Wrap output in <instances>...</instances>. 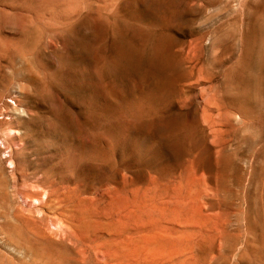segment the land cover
I'll list each match as a JSON object with an SVG mask.
<instances>
[{
    "label": "rangeland",
    "instance_id": "374dc122",
    "mask_svg": "<svg viewBox=\"0 0 264 264\" xmlns=\"http://www.w3.org/2000/svg\"><path fill=\"white\" fill-rule=\"evenodd\" d=\"M45 1L0 0V264H264V162L221 165L207 119L264 0Z\"/></svg>",
    "mask_w": 264,
    "mask_h": 264
},
{
    "label": "bare ground",
    "instance_id": "6f19581e",
    "mask_svg": "<svg viewBox=\"0 0 264 264\" xmlns=\"http://www.w3.org/2000/svg\"><path fill=\"white\" fill-rule=\"evenodd\" d=\"M40 1V0H39ZM43 1V0H42ZM45 1V0H44ZM73 1V0H72ZM76 1V0H75ZM74 1V2H75ZM84 1V0H83ZM234 1V0H233ZM236 1V0H235ZM251 1V0H250ZM37 2V1H36ZM46 2V1H45ZM231 2V1H230ZM26 3V2H25ZM30 3V2H29ZM41 3V2H40ZM81 3V2H80ZM83 3V2H82ZM81 3V4H82ZM234 3V2H233ZM58 5H60L61 7H66V0H58V2L56 3ZM69 4V3H68ZM78 4V3H77ZM43 5V4H42ZM229 5V4H228ZM260 5V4H259ZM32 6V4H31ZM45 6V5H44ZM70 6V5H69ZM246 13L247 14H251L250 10L251 7L250 5H246ZM42 7V6H41ZM52 7V5L50 6V8ZM227 7V5H226ZM233 7V6H232ZM257 7V6H256ZM24 8V7H23ZM36 8V7H35ZM77 8V7H76ZM230 8V7H229ZM67 9V8H65ZM70 9V8H69ZM78 9V8H77ZM225 9V8H223ZM48 10V9H47ZM51 10V9H50ZM57 10V9H56ZM62 10V9H61ZM231 10V8H230ZM264 10V8H263ZM261 10V11H263ZM65 11V10H64ZM229 11V9H228ZM227 11V12H228ZM56 12V11H55ZM60 12V11H59ZM67 12V11H65ZM57 13V12H56ZM69 13V12H67ZM226 13V12H225ZM35 14V13H34ZM51 14V13H50ZM64 14V13H63ZM230 14V13H228ZM49 15V13H48ZM66 15V14H65ZM69 15V14H68ZM25 16V14H24ZM31 16V15H30ZM33 16V15H32ZM36 16V15H35ZM56 16V15H55ZM61 16V15H60ZM63 16V15H62ZM255 28L251 29V35L249 36L248 39H246V49L245 52H243V54H241L240 56H238L237 58H235L233 60V62L231 63V68H233V71L236 70V72H231L233 75H228L231 74L230 72L227 74V72H225L226 70H223V68H225L228 64L227 61V55H230L231 52V45L227 42V41H222L219 45L218 48L220 49V51L222 52V55L216 57V59L213 61L214 62V66L212 65L211 68L217 69L219 68L220 73L219 77H221V79H218L217 83L213 86L210 87V91L213 92V98L209 101L210 106H212V108L210 109L211 115H208L207 119L209 120L208 122H212L213 126H215L214 124V118L212 115L214 113H216L217 117H218V128L215 130L213 127L212 129H214V136L216 137V143L219 145V162L221 163V165H229L228 167L229 170H231V172L233 171L234 173H242L241 168L239 167V163L241 161L244 160V158L247 156L244 152L245 148L247 149V152H249L250 156H255V160L257 161V165H260L264 162V123H254V122H250L247 123L245 118H247L246 116L253 112V111H259L262 108V105L256 101V96L257 94V88L255 87V84L258 80V77L256 76L257 72H259L260 70L264 69V15L263 13H256L255 15ZM41 17V16H40ZM52 17V16H50ZM57 17V16H56ZM68 17V16H67ZM229 17V15H228ZM37 18V17H36ZM234 18V17H232ZM40 19V18H39ZM55 19V18H54ZM58 19V18H57ZM56 19V20H57ZM60 19V18H59ZM237 19V18H236ZM26 20V19H25ZM38 20V19H37ZM52 20V19H50ZM62 20V19H61ZM67 20V18H66ZM43 21V20H42ZM237 21V20H236ZM239 21V20H238ZM38 22V21H37ZM57 22V21H55ZM61 22V21H60ZM58 21V23H60ZM227 22V21H226ZM44 23V22H43ZM63 23V22H62ZM238 23V22H237ZM236 23V24H237ZM69 24V23H67ZM232 24V23H231ZM235 24V22H234ZM249 25V23H248ZM50 26V25H49ZM67 25H65L66 27ZM225 26V25H224ZM229 25H227L226 30L230 27H228ZM82 28V27H81ZM222 28V27H221ZM225 28V27H224ZM223 28V29H224ZM221 29V30H223ZM225 30V29H224ZM225 30V31H226ZM231 30V29H230ZM247 30V29H246ZM213 31V30H212ZM211 31V32H212ZM219 31V30H217ZM216 31V32H217ZM243 31V30H242ZM223 31H220L218 34H222ZM213 33V32H212ZM215 33V32H214ZM224 33V32H223ZM213 35V34H212ZM225 35V34H223ZM76 36V35H75ZM80 36V35H79ZM201 39L202 35H200ZM211 36V35H210ZM209 36V37H210ZM204 37V36H203ZM208 37V38H209ZM215 38V35L213 36ZM212 37V39H213ZM219 37V36H218ZM217 37V38H218ZM229 39V38H228ZM242 39V38H241ZM214 40V39H213ZM212 40V41H213ZM218 40V39H217ZM209 41V40H208ZM221 41V40H220ZM217 42V41H216ZM243 44V42H241ZM240 43V44H241ZM215 43H213L214 45ZM232 44V43H231ZM213 45L211 47H213ZM215 46V45H214ZM236 47V45H235ZM1 48V47H0ZM201 48V47H200ZM216 48V47H215ZM214 49V47H213ZM200 51L203 52L202 49H200ZM233 55V53L231 52V56ZM198 56V55H197ZM187 58V57H186ZM214 58V57H213ZM230 58V57H229ZM208 61V60H207ZM188 62V61H187ZM211 62V60H210ZM210 64V63H209ZM211 65V64H210ZM208 65V66H210ZM203 68V67H202ZM203 68L201 70V76H204V79L210 80L211 82V78H212V73L214 74V72H209L207 69ZM193 70V69H192ZM218 70V69H217ZM200 71V70H199ZM216 74V73H215ZM217 76V75H216ZM217 78V77H216ZM258 85V84H257ZM259 87V86H257ZM260 91V90H258ZM3 96V95H2ZM259 98V96H258ZM2 99V98H0ZM214 101V102H213ZM2 102V101H1ZM208 102V101H207ZM4 103V102H3ZM9 105H7L8 107ZM17 106V105H16ZM15 106V107H16ZM13 107V108H15ZM21 107V106H20ZM7 109V108H5ZM9 109V108H8ZM18 109V107H17ZM19 110V109H18ZM5 112V111H4ZM10 112V110H9ZM8 112V113H9ZM14 112H17L16 109L14 110ZM19 113V112H18ZM17 113V115H18ZM3 114V112H2ZM4 117V116H3ZM9 117V116H8ZM10 118V117H9ZM249 118V117H248ZM16 119V118H15ZM250 120V119H248ZM245 121V122H244ZM255 121V120H254ZM207 122V123H208ZM2 125V124H1ZM250 129H258L256 135L250 137L247 136V133L249 132L248 130ZM248 131V132H247ZM252 131V130H251ZM251 134V132H250ZM224 136L221 138V136ZM215 139V138H214ZM235 140L236 144L234 143V145H236V148H234L232 151L229 150L230 148V142ZM214 141V140H213ZM244 148V149H243ZM254 154V155H253ZM249 157V156H248ZM247 160V159H246ZM262 162V163H261ZM256 166V164H255ZM263 166V165H262ZM257 167V166H256ZM261 167V166H260ZM255 169V168H254ZM253 169V170H254ZM259 169V168H258ZM260 171L261 170L260 168ZM230 172V173H231ZM254 173V172H253ZM258 173V172H257ZM263 173V172H262ZM226 175V174H225ZM248 175V174H247ZM243 180V179H242ZM48 195V194H47ZM47 199V198H46ZM45 199V200H46ZM42 201V200H41ZM57 201V199H56ZM57 203V202H56ZM42 204V203H39ZM45 204V201H44ZM52 204V203H51ZM36 208V207H35ZM42 208V207H41ZM61 208V207H60ZM39 210V209H38ZM67 210V209H66ZM16 211V210H15ZM19 211V210H18ZM37 211V208L35 210V212ZM40 211V210H39ZM37 211V212H39ZM44 211V210H43ZM41 210V214L43 212ZM32 212V211H31ZM34 212V214H35ZM36 212V214H37ZM4 213H6L4 211ZM18 213V212H16ZM20 213V212H19ZM38 213L40 215V217L42 218L43 216H41V214ZM46 213V212H45ZM44 213V215L46 216V214ZM57 213V212H56ZM12 214V213H11ZM10 214V215H11ZM23 214V213H22ZM22 214H19L22 215ZM35 214V215H36ZM32 215V214H30ZM43 215V214H42ZM48 215V214H47ZM55 215V214H54ZM60 215V214H59ZM3 216V215H2ZM6 216V215H5ZM13 216V215H12ZM17 216V215H14ZM38 216V215H37ZM49 216V215H48ZM53 216V215H52ZM56 216V215H55ZM63 216V215H61ZM11 217V216H10ZM18 217V216H17ZM25 217V216H24ZM29 217V216H28ZM50 217V216H49ZM58 217V215L56 216ZM8 218V217H7ZM6 218V220H8ZM15 217H13L14 219ZM61 218V217H59ZM58 218V219H59ZM11 219V218H10ZM28 219V218H27ZM45 221V219L47 220V218H42L41 221ZM52 219V217H51ZM68 219V218H67ZM91 219V218H90ZM12 220V219H11ZM31 220V219H30ZM38 220V219H37ZM40 220V218H39ZM64 220V218H63ZM62 220V223H63ZM17 220H15V223ZM20 221H22L21 217H20ZM29 221V220H28ZM40 224L44 223L41 222ZM51 224H53L54 222L52 220ZM67 221V220H65ZM71 221V220H70ZM10 222V221H9ZM14 222V221H12ZM31 222V221H30ZM36 222V221H35ZM39 222V221H38ZM46 222V221H45ZM89 222V221H87ZM96 222V221H95ZM18 223H20L18 221ZM67 223V222H66ZM1 224H3L1 222ZM28 224V223H27ZM25 224V225H27ZM41 224V227H42ZM61 224V223H60ZM5 225V224H4ZM10 225V224H9ZM23 225V224H22ZM32 225V224H31ZM45 227L47 224H44ZM56 225V224H55ZM3 226V225H2ZM17 226V225H16ZM38 227V225H36ZM59 226V225H58ZM62 226V225H61ZM103 226V225H102ZM31 227V226H30ZM36 227V229H37ZM40 227V226H39ZM40 227V228H41ZM63 227H68L66 225L62 226ZM8 228V227H7ZM26 228V226L24 227ZM28 228V227H27ZM26 228V229H27ZM33 228V227H32ZM31 228V229H32ZM60 228V226H59ZM75 228V227H74ZM86 228V227H85ZM1 229V228H0ZM15 229V228H14ZM19 229V228H18ZM17 230V229H16ZM25 230V229H22ZM42 230L43 232V228L39 229ZM58 230V229H57ZM69 230V229H68ZM76 230V229H75ZM101 230V229H100ZM7 231V229H6ZM20 231V230H19ZM18 231V232H19ZM31 231V230H30ZM70 231V230H69ZM72 231V230H71ZM15 233V231H13ZM24 232V231H23ZM34 232V231H33ZM37 232V231H36ZM34 232V233H36ZM75 232V231H74ZM79 232V230L77 231ZM27 233V232H26ZM33 233V234H34ZM58 233V232H57ZM64 233V232H63ZM66 233V232H65ZM28 234V233H27ZM32 234V233H30ZM37 234V233H36ZM41 234V233H40ZM47 234V233H46ZM19 237V234H16ZM23 235V234H22ZM44 237L45 234L43 233ZM54 235V233H53ZM60 235V233H59ZM13 236H15L13 234ZM47 236V235H46ZM61 236V235H60ZM99 236V235H98ZM9 237V236H8ZM12 237V236H11ZM33 237V236H32ZM42 237V236H41ZM43 237V238H44ZM51 237V236H49ZM56 237V236H55ZM58 237V236H57ZM63 237V236H62ZM65 237V236H64ZM69 237V236H68ZM65 238L64 241L67 243H71L68 242L70 241V239ZM3 238H5L3 236ZM26 238V237H25ZM29 239L31 238L30 236L28 237ZM37 238V237H36ZM40 238V237H39ZM48 238V237H47ZM54 238V237H53ZM52 237L50 238L51 240L53 239ZM89 238V236L87 237ZM86 238V239H87ZM10 239V238H9ZM56 239V238H55ZM55 239L53 241H55ZM63 239V238H62ZM61 239V240H62ZM99 239V238H98ZM12 240V239H11ZM16 240V239H15ZM59 240V241H61ZM68 240V241H66ZM14 241V240H13ZM24 241V239H23ZM44 241V240H43ZM50 241V240H49ZM57 241V240H56ZM58 241V242H59ZM63 241V242H64ZM25 242V241H24ZM52 242V241H51ZM88 242H90L88 240ZM96 242V241H95ZM5 243V242H4ZM12 243V242H11ZM27 243V242H26ZM32 243V242H31ZM123 244V243H122ZM257 244V243H256ZM155 247V246H154ZM244 247V246H242ZM262 247V245H261ZM242 249V248H241ZM30 250V249H29ZM79 251V250H78ZM33 252V251H32ZM240 252V251H239ZM238 252V253H239ZM260 251L258 250V247H256L254 245V243H247L245 248L243 249V253L249 254L248 256H253V257H258L260 255L259 253ZM84 253V252H82ZM86 253V251H85ZM89 253V252H88ZM242 253V252H241ZM263 253V252H262ZM80 254V253H79ZM184 254V253H183ZM245 254V255H246ZM82 255V254H80ZM240 255V254H239ZM243 255V254H242ZM185 256V254H184ZM237 256V255H236ZM241 256V255H240ZM179 257V256H178ZM245 257V256H244ZM183 258V257H182ZM242 258V257H241ZM258 259V258H257ZM261 259V258H260ZM264 259V258H262ZM29 261V260H28ZM106 261V260H105ZM239 261V260H238ZM107 262V261H106ZM181 263V262H180ZM261 263V262H260Z\"/></svg>",
    "mask_w": 264,
    "mask_h": 264
}]
</instances>
